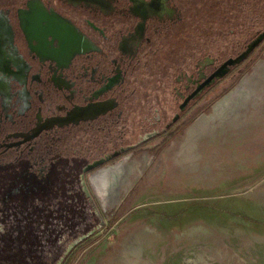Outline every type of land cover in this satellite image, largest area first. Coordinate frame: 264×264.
<instances>
[{"label":"rangeland","instance_id":"374dc122","mask_svg":"<svg viewBox=\"0 0 264 264\" xmlns=\"http://www.w3.org/2000/svg\"><path fill=\"white\" fill-rule=\"evenodd\" d=\"M185 5L180 26L152 43L136 73L155 101L168 97L163 79L191 48L199 82L264 30V0ZM52 10L78 23L85 14ZM229 68L175 130L147 134L93 168L76 156L80 143L67 141L47 191L4 193L11 182L27 183L12 181L22 162L0 171V264H264V39ZM48 160L35 164L39 177ZM115 166L123 180H111L103 198L90 177Z\"/></svg>","mask_w":264,"mask_h":264},{"label":"flooded vegetation","instance_id":"af4514ba","mask_svg":"<svg viewBox=\"0 0 264 264\" xmlns=\"http://www.w3.org/2000/svg\"><path fill=\"white\" fill-rule=\"evenodd\" d=\"M0 2V169L22 162L35 172V164L75 139L76 156L89 166L164 131L158 128L163 98L139 90L136 73L154 37L180 21L173 0H57V9L85 13L80 23L53 12L52 0ZM212 72L199 82L198 75L176 78L180 111L216 80L181 108ZM179 118L176 113L166 127ZM138 125L150 131L135 135ZM118 167L90 177L98 195L99 179Z\"/></svg>","mask_w":264,"mask_h":264},{"label":"trees","instance_id":"16d2710c","mask_svg":"<svg viewBox=\"0 0 264 264\" xmlns=\"http://www.w3.org/2000/svg\"><path fill=\"white\" fill-rule=\"evenodd\" d=\"M194 1L195 0H173L174 4L178 5L181 12H182L183 8L186 7V5H185L186 2L194 3ZM253 3H255V0H253ZM191 7L192 6L189 4V7H187L188 10H190ZM180 24H181V22H178L177 24H175L173 26L164 27L162 34L159 35L158 37H154L153 42H156L159 38H163L164 35H168L170 32H172V29H177V27H179ZM254 50L255 49H253L242 62L234 65V67L243 65L244 62L247 59H249V57L251 56V54L253 53ZM186 55H187V57L185 55L182 56V59L179 62H177V64L175 66H172L171 68H169V72L166 73L167 75H165V79H163V84H162L163 89H164V92L166 94H168V97L165 98V100H163L164 103L162 104V108H161L162 116H161L160 122L158 124V128L160 130H161V128H164V127L165 128H164V131H159V135H164L168 131L170 132V130H175L176 126L180 122V118H181L182 114L185 113V110L180 111L178 108H176L174 106L176 101H177V98H178L177 97L178 95L175 94V90L177 89V87L179 88V86H180L178 83L175 82V79L179 73V70L183 74L197 76L196 70L198 68V67L197 68L195 67L197 64H196V60H195L194 51L192 48L189 51V54H186ZM202 57L204 58L206 56H202ZM232 58H234V57H232ZM199 59L201 60L202 58H199ZM213 65H215V63ZM137 87L139 90H146L147 89L146 87H144L140 84H138ZM175 87H176V89L174 90ZM149 100L151 101L152 99H149ZM168 105L171 106L170 109H168ZM176 113H178L180 115L179 120L172 123L169 127H166L167 124L169 122H171L172 117ZM138 126L140 128L136 131L135 135L150 131V128H146L143 125H138ZM54 156L51 159L50 168H49L48 172L42 177L37 176V174L35 172H31V173L26 172L28 165H27V163L23 164L22 173L18 176H15L16 178L12 177V181H13V179H17V180L22 179L25 183H27V186H24L27 189H24V187L17 185L16 182H11V184L9 185V188L6 191H4V193H9L11 195L12 189H14L16 187H20V189H21L20 193H24V194H30L32 192L35 194V193H40L44 190L47 191L48 188H50L49 185L53 184L52 181H54L56 179V176H57V173H56L57 170L55 167L57 166L56 164L59 163V156H57V155L55 157ZM16 167L17 166H15V164L6 165L2 169H0V171L2 172L8 168L7 172H10L11 168L13 170V168H16ZM28 175H30V176H28Z\"/></svg>","mask_w":264,"mask_h":264},{"label":"water","instance_id":"95a60500","mask_svg":"<svg viewBox=\"0 0 264 264\" xmlns=\"http://www.w3.org/2000/svg\"><path fill=\"white\" fill-rule=\"evenodd\" d=\"M264 39V30L258 34L256 38H254L245 48L244 51H242L240 54H238L234 58H228L225 60L218 68H216L208 77L205 78V80L197 86V88L185 99L183 102L181 108L192 98L195 97L204 87L210 85L215 79H218L222 77L229 69L230 66H233L237 63H240L242 60L246 58V56L253 50L257 45L261 43V41ZM71 119V118H70ZM59 121V120H57ZM60 121L66 122L68 119H61ZM103 160L97 161L93 164H90L88 168H93L99 164H101Z\"/></svg>","mask_w":264,"mask_h":264},{"label":"bare ground","instance_id":"6f19581e","mask_svg":"<svg viewBox=\"0 0 264 264\" xmlns=\"http://www.w3.org/2000/svg\"><path fill=\"white\" fill-rule=\"evenodd\" d=\"M111 180L113 181H121L123 180V176L122 175H112L111 177H102L99 179V188H98V192L99 195L102 196L103 198H105L107 196V188H108V184L111 182ZM112 194H115V190H113ZM113 196V195H112ZM115 197V195L113 196Z\"/></svg>","mask_w":264,"mask_h":264}]
</instances>
